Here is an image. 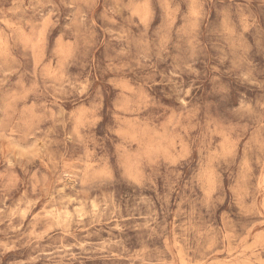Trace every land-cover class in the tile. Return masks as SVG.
Wrapping results in <instances>:
<instances>
[{"label":"clouds","instance_id":"obj_1","mask_svg":"<svg viewBox=\"0 0 264 264\" xmlns=\"http://www.w3.org/2000/svg\"><path fill=\"white\" fill-rule=\"evenodd\" d=\"M0 264H264V0H0Z\"/></svg>","mask_w":264,"mask_h":264}]
</instances>
